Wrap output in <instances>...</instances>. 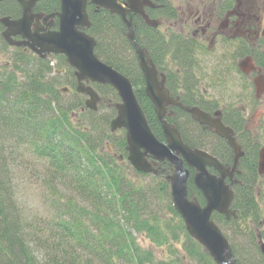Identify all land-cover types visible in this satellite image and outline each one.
<instances>
[{"label":"trees","instance_id":"trees-1","mask_svg":"<svg viewBox=\"0 0 264 264\" xmlns=\"http://www.w3.org/2000/svg\"><path fill=\"white\" fill-rule=\"evenodd\" d=\"M86 4L90 26L85 32L95 40V55L129 79L148 127L157 140L165 142L145 93L127 25L118 13ZM59 5V0H38L33 11L55 14ZM144 12L152 22L153 11ZM22 13L17 0L0 1V60L4 57L9 63L0 61V264H185L183 257L190 264H216L173 209L166 180L169 164L157 163L156 174L143 173L125 159L124 130L109 129L119 102L116 91L110 85L89 82L101 103L95 110L88 109L85 94L76 91L74 68L64 55H53L57 60L53 66L48 57L19 48L8 51L1 21ZM130 20L133 41L147 60L167 69L171 49L164 33L139 15ZM172 49L177 54L175 66H194L188 47L180 49L173 43ZM57 69H63V74H57ZM62 87L70 93L63 94ZM165 119L186 146L207 151L221 165L232 167L235 154L229 144L202 129L187 106L167 109ZM233 126L243 132L241 120ZM236 141L245 150V143ZM107 142L113 145L112 152L106 150ZM256 152L257 147L249 146V156L245 153L238 159L231 185L234 214L227 218L213 212L210 217L227 239L236 264H264L254 233L262 216L256 193L260 181ZM193 175L189 170L188 197L204 206ZM26 177L41 191L42 214L19 202L18 179ZM139 238L153 247L167 248L166 260H156L153 250Z\"/></svg>","mask_w":264,"mask_h":264},{"label":"water","instance_id":"water-1","mask_svg":"<svg viewBox=\"0 0 264 264\" xmlns=\"http://www.w3.org/2000/svg\"><path fill=\"white\" fill-rule=\"evenodd\" d=\"M3 1V0H0ZM23 9L22 16L15 21L3 18L2 22L12 25L14 33L21 34L29 41L30 49L37 53H53L65 56L67 64L74 68L77 79L76 91L88 96L85 101L88 109L95 110L99 100L98 94L85 82L110 85L119 97L120 102L115 104L116 115L110 121V130L123 129L126 134L127 161L138 172L156 174L152 162H168L172 167V173L166 176L170 188V196L175 209L183 219L187 232L198 241L214 259L216 264H236L227 239L222 231L211 220L213 212L229 216L234 212L229 210L233 200V192L225 184L226 176L236 172V165L240 153L237 143L231 138L229 130L218 121H213L201 112L188 110L193 118L200 124H207L217 134L226 138L228 144L234 149L232 167H224L209 153L192 149L182 141L177 130L165 119L166 106L173 104L167 98V93L161 88L156 76V71L146 58L145 52L133 41L129 13L139 14L143 20L154 26L143 12V0H127L125 7L120 0H59L60 11L44 16L46 19L57 16L59 29L40 34V29L31 31L32 24H39V17L32 13L33 6L38 0H17ZM93 4L96 9L104 8L122 18L128 28V37L135 48L139 67L144 77L145 93L154 106L155 116L159 120L165 142L154 137L148 127L144 113L134 96L133 88L128 78L117 72L111 66L97 58L94 53L95 40L85 32L90 25L86 12V3ZM10 33H5L8 36ZM68 91L67 88H61ZM83 111V110H81ZM258 157L257 172L261 176L264 173V149H261ZM212 168L218 176L211 174ZM189 170L194 171L193 183L205 199V205L201 206L188 197L187 180ZM264 257V244L258 246Z\"/></svg>","mask_w":264,"mask_h":264},{"label":"flooded vegetation","instance_id":"flooded-vegetation-1","mask_svg":"<svg viewBox=\"0 0 264 264\" xmlns=\"http://www.w3.org/2000/svg\"><path fill=\"white\" fill-rule=\"evenodd\" d=\"M122 1L127 2V0ZM142 2L144 11L147 8L153 11L154 27L164 33L172 50L167 52L165 62L168 64L167 69L152 64L161 88L166 91L167 98L173 102L167 107L168 111L170 108L183 109L187 106L189 110L195 109L211 120L218 121L229 130L242 155L247 153L249 156V146L257 147L255 163L258 167V152L264 149V0H143ZM34 14L41 17L38 19L39 24L36 25L35 22L32 24L31 31L38 28L39 33L43 34L56 32L59 29L57 16L43 21L44 16L50 14L33 11ZM132 15L139 14L129 13L130 17ZM14 18L10 20L19 19ZM2 25L1 34L7 41L8 51L19 48L29 55H39L30 49L27 39L21 34L14 33L15 29L12 25L3 22ZM6 32L10 33L9 37L5 35ZM173 43L180 49L182 47L190 49L194 66L185 69L175 66L173 57H177V54L172 49ZM47 55L55 54L46 53L42 58ZM5 63L9 65L7 59ZM63 72V69L56 70L57 74ZM62 93L69 94L70 89ZM190 115L193 117L192 114ZM238 120L242 122L243 134L236 132L233 126ZM200 125L202 129L213 131V134L228 144L227 139L217 134L209 125ZM239 139L245 143V150L236 141ZM106 146L113 149V145L108 142ZM230 148L234 152L231 146ZM234 174H231V177L226 176L224 180L230 188L235 183ZM261 180H264V173L261 174L259 183ZM260 195L261 191H258L257 197ZM257 226H254L257 243L264 244L263 213Z\"/></svg>","mask_w":264,"mask_h":264},{"label":"rangeland","instance_id":"rangeland-1","mask_svg":"<svg viewBox=\"0 0 264 264\" xmlns=\"http://www.w3.org/2000/svg\"><path fill=\"white\" fill-rule=\"evenodd\" d=\"M9 37V35H8ZM10 52H12L11 50H9ZM41 57L42 55H46V53H41L40 54ZM47 57L49 59L52 60L51 64L54 66V64H56V61L55 60V56L51 55H47ZM54 58V59H53ZM1 63H4L5 62V59L4 57L0 60ZM28 173V170L26 169L25 171V174ZM18 187H17V190H18V193L21 195V198L19 199V202L24 205V204H28L27 206H29L34 212L36 213H40L42 214V197H41V191L40 189L37 190V186L36 185H33V183L31 182V179L30 177H26V178H23L22 180L21 179H18ZM260 185L258 186L257 188V194H258V191H261V195L258 196L259 198V202H260V205L262 206V213L264 214V180L259 183ZM262 219V216L261 218ZM140 239V242L142 243V245L144 247H150L154 253V256H155V259L156 260H166L167 258V248L165 247H153L151 245H149V243L145 240H142L141 238ZM183 256V254H182ZM183 261L185 262V264H190L189 261H185L186 259L183 257Z\"/></svg>","mask_w":264,"mask_h":264}]
</instances>
